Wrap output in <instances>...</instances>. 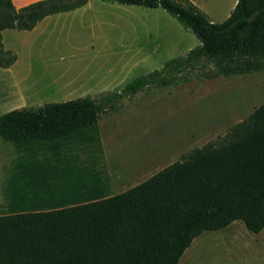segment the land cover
<instances>
[{"label":"trees","instance_id":"1","mask_svg":"<svg viewBox=\"0 0 264 264\" xmlns=\"http://www.w3.org/2000/svg\"><path fill=\"white\" fill-rule=\"evenodd\" d=\"M88 0H0V67L17 56L3 29L31 30ZM161 7L199 44L137 76L120 92L16 108L0 115V138L16 152L3 183L0 264H178L192 240L235 220L264 228V102L217 145L195 148L136 185L111 194L101 170L98 121L150 85L264 70V0H237L211 22L190 0H110ZM207 65H211L207 68Z\"/></svg>","mask_w":264,"mask_h":264},{"label":"rangeland","instance_id":"2","mask_svg":"<svg viewBox=\"0 0 264 264\" xmlns=\"http://www.w3.org/2000/svg\"><path fill=\"white\" fill-rule=\"evenodd\" d=\"M138 8L106 7L113 13L105 17L112 22L106 38L90 41L67 31L58 39L52 36L49 47L20 71L18 88L26 108L43 105L38 102L47 97L53 98L48 102L76 98L72 88L80 84L94 86L109 79L128 83L198 45V38L164 9L152 14L143 6ZM210 15L219 22L217 13ZM120 23L124 31L117 28ZM69 43L79 49H70ZM186 77L165 86L144 87L101 114L100 168L108 176L111 194L136 185L195 148L222 143L233 125L264 102V70L211 78L191 70ZM15 156L14 147L2 141L0 181L4 182ZM4 211L0 196V213ZM178 264H264V229L253 233L235 220L228 227L205 230L192 240Z\"/></svg>","mask_w":264,"mask_h":264},{"label":"crops","instance_id":"3","mask_svg":"<svg viewBox=\"0 0 264 264\" xmlns=\"http://www.w3.org/2000/svg\"><path fill=\"white\" fill-rule=\"evenodd\" d=\"M15 7H21L37 0H11ZM196 7H198L203 13L206 14L209 21L214 22L212 14L210 12L217 13L220 16L219 22L225 20L230 14L232 8L234 7L237 0H190ZM139 5H129L122 4L110 0H88L86 4L80 6L74 10L59 12L55 14H50L40 20L36 26L31 30H16V29H3L1 31V41L3 48L6 50H12L16 53V60L9 67H0V115L16 108L27 107L26 101L24 100V95L18 99L16 96V90L18 88V83L20 81V71L30 66L33 58L39 54V52L47 47H49V41L52 36L58 39L59 34L64 31L70 33L68 35H73L76 38H86L96 40L98 38H106V32L110 28L107 26L111 25V20L106 19L107 15H112L113 13L105 10L106 7L128 9L138 8ZM144 7V6H143ZM147 12L152 14L159 12L161 7H145ZM208 8H211L209 11ZM124 17H121L123 20ZM141 31L144 29L143 19H140ZM117 28L123 30V24L117 25ZM146 29V25H145ZM148 29V27H147ZM149 30V29H148ZM147 30V31H148ZM124 31V30H123ZM196 40H194V43ZM199 44V42H198ZM70 49H79L76 44L69 43ZM49 49V48H48ZM58 51V47L55 48ZM61 57L64 59V53L61 52ZM155 54L152 55L154 59ZM109 72V71H108ZM111 73V72H110ZM126 80H108L106 82H98L92 85H78L73 86V94L78 97L89 96L91 98H96L99 94H105L110 92H120ZM23 99V100H21ZM53 98H44L38 105L46 103ZM36 106V105H35ZM99 125V124H98ZM100 131V127H99ZM1 139V138H0ZM3 140H0V143ZM8 143L6 141H3ZM10 144V143H9ZM8 172V169H7ZM3 183L0 181V196H3ZM229 226V225H228ZM227 226V227H228ZM264 229V228H263ZM263 229L259 232L261 233Z\"/></svg>","mask_w":264,"mask_h":264},{"label":"bare ground","instance_id":"4","mask_svg":"<svg viewBox=\"0 0 264 264\" xmlns=\"http://www.w3.org/2000/svg\"><path fill=\"white\" fill-rule=\"evenodd\" d=\"M16 93H17V95L21 94V91L19 90V88H17Z\"/></svg>","mask_w":264,"mask_h":264}]
</instances>
